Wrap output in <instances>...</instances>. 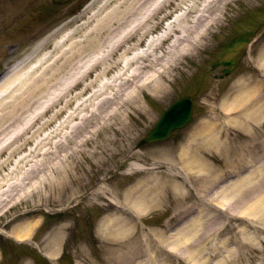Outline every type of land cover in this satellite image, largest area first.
I'll list each match as a JSON object with an SVG mask.
<instances>
[{
	"label": "bare ground",
	"instance_id": "obj_1",
	"mask_svg": "<svg viewBox=\"0 0 264 264\" xmlns=\"http://www.w3.org/2000/svg\"><path fill=\"white\" fill-rule=\"evenodd\" d=\"M219 1L106 0L97 7L92 16L97 20L90 31L76 40H73V36L77 30L64 34L63 38L53 44L45 40L22 61L20 69H12L17 76L15 82H10L9 77L0 84V171L11 164L13 174L11 182L5 179L0 181V212L14 190H24L27 187L25 176L30 180L39 171L45 172V177L48 173L51 174L53 177L49 183L43 180L42 184L28 186L30 194L34 191L35 195L42 196L43 188L48 186L55 192L57 200H62L71 196L66 194L70 183L75 187L72 194L83 185L85 158L105 163L108 156L114 157L124 145H129L133 129L127 122V113L141 105L140 93L143 89L147 88L160 97L165 96L168 93V84L176 75L175 71L180 69L182 58L208 45L209 34L213 28L219 26L216 15L221 11V7L217 6ZM172 2H176L175 9H181L182 13L143 47L146 37L160 23L155 19L156 14ZM191 13L195 17L186 19ZM167 15L169 13L164 14L160 20ZM170 35L173 40L161 51L160 45ZM141 47V53H133ZM260 62L264 66L261 59ZM118 67L122 70L120 75L99 83ZM246 98L237 97L233 101L234 106H228L227 110H232L237 105L235 109L239 111L238 107L247 105ZM46 113H51L49 119L36 128L35 122ZM62 115L64 117L51 131L52 135H47L48 147L34 140L35 133L38 134L48 122ZM34 127L36 129L32 132ZM112 130L111 136H105L106 131L111 133ZM120 134L122 137H119ZM29 144H32L31 148L22 154ZM197 163V158L193 156L185 163L184 168L194 181L205 182L208 179H205L206 175H198ZM202 164L203 170L205 165ZM26 166H34L37 171L25 172ZM135 175L137 177L132 180L130 176ZM176 177V174L165 172L156 174L133 163L116 178L113 177L108 187L116 197L121 195L119 205L113 203V209L98 222L95 229V233L103 241L117 243L115 246H107L105 250L112 257L108 264L133 262L134 250L129 251L132 255L125 254V259L119 260L116 255L118 248L115 247L140 235L138 219L163 204L167 197L165 193H170L175 203L179 204L178 209L175 208V216L181 223L171 235L154 232L153 237L149 238V244L156 253L155 257L150 255L151 262L161 259V263L169 264L166 257L170 254L177 259L203 264L199 258L205 252L201 249L202 241L206 237L198 233L204 220L196 215L189 217L190 206L181 208L185 199L182 192L184 186ZM210 177L208 176L209 179ZM248 178L250 176L238 179V185L232 184L230 188L234 191L247 189L255 183ZM261 183L258 182L257 185ZM14 195L15 192L12 196ZM102 195L103 190H94L86 204L100 200ZM230 200H220L217 196L213 199V204L227 209ZM240 210L241 214L247 215L254 211L257 216L252 214L253 218L264 221V194L256 195ZM24 227L15 225V235L28 236ZM233 238H225L219 245L213 246L212 257L220 249L222 252L227 250V245ZM257 238L256 233L250 238L242 232L238 245L250 248L249 244ZM141 246L139 251L143 252V243ZM227 251L231 255L226 259L227 264H235L240 260L232 259L235 252L230 249Z\"/></svg>",
	"mask_w": 264,
	"mask_h": 264
},
{
	"label": "rangeland",
	"instance_id": "obj_2",
	"mask_svg": "<svg viewBox=\"0 0 264 264\" xmlns=\"http://www.w3.org/2000/svg\"><path fill=\"white\" fill-rule=\"evenodd\" d=\"M82 1L84 0H0V69L8 64H15L21 61L31 49L33 50L43 38L48 37L53 31H56L53 37L59 39L62 34L86 22L90 19L91 12L96 10V7L104 0H98L93 3L90 6V10L83 11L84 9H82L76 14H72L74 9L71 6L77 3L80 4ZM223 1L225 0H222L219 4H222ZM226 2L223 8H221V11L216 13L218 15L217 19H221L220 23L222 27L213 36L215 44L204 51H200L197 55H192L185 59L187 62L186 67H183L185 71L181 70L173 85L169 87L168 97L164 99L157 98L149 91L144 90L142 92L143 98L141 97V106L135 107L127 113V122L133 129L132 141L128 148L121 150V152L120 150L118 151L120 153L119 155L117 153L118 156L116 155V157H110L106 160L103 175L99 173L101 168L100 164L94 159L86 158L84 168L86 172L83 185L72 196L71 194L75 187L70 183L66 194L71 196L64 197L62 200H57L55 192L48 186L43 188L42 196L35 195L34 191L30 194L28 186L42 184L43 180L49 183L50 178L53 177L51 174L48 173L47 177H45V172L39 171L37 172V176L30 180H27L25 176V183L28 182L27 187L25 186L24 190H14L9 195L7 204L3 210L12 207L0 217V230L6 233L0 234V264H108L109 258L112 257L105 250L107 246L113 244L115 246L117 243L103 241L102 237L97 236L94 228L95 222L100 216H104L113 209L115 206L113 202L118 205L120 202L119 196L121 195L118 194L116 198L115 194L106 185L107 180L109 181V175L118 173L128 163L134 161H137L139 166L142 167L150 166L155 172L171 170V172L174 171L178 174L180 176L178 180L184 186L182 192L185 196V199L181 203V208L195 204L197 212L204 216L206 209L204 208L203 200L217 196L215 194L216 192L212 189H207V192H205L206 188L210 186V183L205 181L197 184L187 172V169H183V166L187 163L185 161L190 159L187 155L197 152L195 157L198 160V168L196 169L198 175L201 173L204 176L208 172L207 175L212 178L210 177V180L207 177V179L211 182L212 179L221 177L224 174L225 169L217 166L220 161L216 159V153H202L199 151V148L197 149L196 145L200 144L201 137L195 134V131L204 126L217 127V125H220L224 121L225 117H222L223 112L219 108L221 102H219L218 94L229 87L228 84L235 76L234 72H228L226 74L224 71H226V68L234 67V70L244 69L245 73L253 74L252 69L242 65L240 61L248 42L253 39L254 33L264 23V16L259 17L260 12H264V0H226ZM84 4L85 2H83ZM171 9H173L172 3L168 9H163V13L158 14L156 19H159L165 12L169 13ZM179 13L180 11L173 12L166 19H174ZM193 16L194 14L189 15L188 19H192ZM246 19L247 25L240 31L242 37L235 41V52L233 57L225 64L226 68L220 64L218 66L214 65L213 60L217 59V56L230 58L231 51L234 49L230 48V45L222 40L221 37L227 38L231 35L235 39L238 35L237 31H239L241 24H245ZM94 20L91 19L88 27L85 26L86 30L90 29L89 27L94 23ZM158 33H160L159 30L153 36ZM47 39L49 40L50 37ZM262 40L263 38L254 44L253 50L249 53L252 58H255L257 54L255 46L262 44L264 42ZM247 54L248 52L246 50ZM119 72V70H114L108 78L110 79L111 76L117 75ZM8 77H11L14 81L16 80L14 72L9 74ZM199 84H202L203 87L199 86ZM211 87L212 89H210ZM201 92L204 93V96L202 94L199 95ZM260 93L264 95V89L261 88V85ZM186 94H191L195 100L194 118L192 123L187 127L188 129L186 128L187 130L185 129L175 133L168 141L144 144L142 138L152 127L158 114L170 101ZM256 98L258 97H255L254 100ZM48 114L46 113L43 118L40 119L39 117L37 119L35 122L36 128L44 120L49 119ZM60 119L61 117L43 126L38 134L35 133L33 135L34 140L47 145L46 141H48V136L52 135L51 131L58 126L57 124ZM36 128L34 127L32 132ZM111 134H113V130L111 133L106 131L107 136H111ZM119 137H122V135L120 134ZM203 139H206V135L203 136ZM178 142L181 145L178 146ZM169 144H174L173 146L175 147L170 148L168 147ZM31 146L32 144L27 145L22 154L26 153ZM155 149H160L162 152L159 153L165 155L170 153L178 154V150H181L180 153L184 154L185 158L180 160L181 163L177 162L175 166H172V161H162V158L156 157L157 153L155 152H152L150 156L149 153L151 150ZM202 163L205 165L203 170L201 168ZM11 169L12 166L10 164L8 168L0 171V181H3V179L9 182L12 181L13 174ZM26 171L36 172L37 169L34 166H26ZM261 182V185L254 186L253 189L245 191V193L240 192L233 197L236 199V204L234 202L230 203L228 212L230 214H236L240 211L244 203L251 201L257 193L264 194V179ZM96 189L103 190L101 199L86 204L87 198ZM14 192L15 195L12 196ZM164 195H167L165 202L148 211L145 217L141 219L142 221H138L140 235H136L131 241L115 247L118 248L116 255L117 258H120L119 260H124L125 254L128 256L132 255L133 253L129 251L134 250L135 255L133 257H135V260L137 256L139 258L131 264H148L146 259H148L150 253H153L152 248L149 246L150 240L148 236L150 232H163L165 234V228L170 226L171 229L167 230L166 234L171 235L175 233V228L172 227L176 226L177 216L175 215L177 212L175 213V208L178 209L179 204L175 203L170 193H165ZM169 196L171 197L169 198ZM218 196L224 199L226 194L219 192ZM193 200H199V202H192ZM34 203H39L40 211L29 221L31 222L29 227L24 230L28 231V236L20 237L18 239L20 243H16L10 235L11 225L8 224L4 227V222L15 217L17 213L34 208ZM43 208L47 213H42ZM61 209H66L67 211L60 214L57 218L58 212L63 211ZM208 212L212 214L210 220L202 224V229L198 233L200 236L203 235L206 237L202 241L203 248L201 249V251L205 250L206 254L205 252L202 253L205 256L212 252V245H218L224 239L223 236H220V233L222 228L227 225V219L225 217H218L216 213H212L210 210ZM78 215H80L79 221H77ZM70 218L74 220L67 222ZM20 222L22 221H16V223ZM238 223L239 221L234 220L230 225L232 226L233 224L238 229L240 228ZM254 228V226L248 228V235H253ZM139 230H136V232ZM234 231L232 232L234 237L238 238ZM226 235L230 236L229 232ZM259 237L260 241L256 242L255 247L242 249L234 244L228 246L229 248H233V251L235 250L236 257L240 259L235 264H264V234ZM142 243L144 245L143 250L146 252L144 257L138 251L139 248H142ZM41 253H51V260L49 261L45 258L44 260L40 255ZM224 253L220 257H211L209 260H205L203 257L199 259L203 264H227L223 260V256H226ZM155 262L157 263L159 261Z\"/></svg>",
	"mask_w": 264,
	"mask_h": 264
},
{
	"label": "water",
	"instance_id": "obj_3",
	"mask_svg": "<svg viewBox=\"0 0 264 264\" xmlns=\"http://www.w3.org/2000/svg\"><path fill=\"white\" fill-rule=\"evenodd\" d=\"M177 108L178 107L173 106L167 112H165L156 129L150 134V137L147 139L148 141L155 138H162L166 136L174 127L181 126L186 122L187 114H185V117L180 121L173 120L172 113H174Z\"/></svg>",
	"mask_w": 264,
	"mask_h": 264
}]
</instances>
